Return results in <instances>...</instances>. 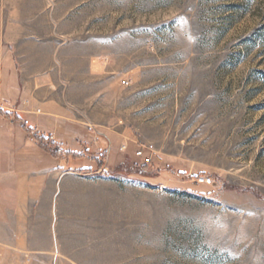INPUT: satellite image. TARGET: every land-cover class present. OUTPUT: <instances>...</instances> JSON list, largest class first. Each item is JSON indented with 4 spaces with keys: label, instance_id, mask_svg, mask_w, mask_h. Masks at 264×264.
Returning <instances> with one entry per match:
<instances>
[{
    "label": "rangeland",
    "instance_id": "rangeland-1",
    "mask_svg": "<svg viewBox=\"0 0 264 264\" xmlns=\"http://www.w3.org/2000/svg\"><path fill=\"white\" fill-rule=\"evenodd\" d=\"M2 45L17 75L76 84L127 129L64 163L22 126L26 154L66 171L20 213L51 240L36 264H264V0H0Z\"/></svg>",
    "mask_w": 264,
    "mask_h": 264
},
{
    "label": "crops",
    "instance_id": "crops-1",
    "mask_svg": "<svg viewBox=\"0 0 264 264\" xmlns=\"http://www.w3.org/2000/svg\"><path fill=\"white\" fill-rule=\"evenodd\" d=\"M3 48L2 45L0 49L4 51ZM12 60L7 51L0 61V90L9 101L8 109L0 111V196L10 195L9 189L12 188L16 190L19 203L15 210L18 214L11 223L5 220L3 214L8 211V206L0 204V264H4L9 247L31 253L29 258L36 264L38 253H42V245L50 244L51 240L44 239L42 228L33 215L20 213L36 211L35 204L29 203V197L39 194V175L41 177L44 171L53 169L55 176L59 177L66 171L50 156L26 154L27 135L22 122L36 132L50 135L56 143L72 151L87 145L91 131L101 132L97 127L110 128L114 123L115 138L123 136L127 129H122L121 113L118 121L116 113L115 119L112 114L100 113L98 104L91 103L92 98L86 91L76 92V84H66L65 91H60L53 73L49 77H21L17 75ZM5 117L16 119L13 130ZM16 135L23 141L20 138L16 140ZM104 136L100 139L107 144V135ZM12 146L16 149L15 154H9Z\"/></svg>",
    "mask_w": 264,
    "mask_h": 264
},
{
    "label": "trees",
    "instance_id": "trees-1",
    "mask_svg": "<svg viewBox=\"0 0 264 264\" xmlns=\"http://www.w3.org/2000/svg\"><path fill=\"white\" fill-rule=\"evenodd\" d=\"M23 127H26L28 132L33 133L34 129L28 127L25 123H22ZM35 139L40 144L42 148L52 153V155L57 158L63 160L64 163H69L71 160L75 158H81L82 155L73 151L65 150L62 146L54 143L52 141V137L45 133H37L34 134ZM68 171H72V169H68Z\"/></svg>",
    "mask_w": 264,
    "mask_h": 264
},
{
    "label": "built area",
    "instance_id": "built-area-1",
    "mask_svg": "<svg viewBox=\"0 0 264 264\" xmlns=\"http://www.w3.org/2000/svg\"><path fill=\"white\" fill-rule=\"evenodd\" d=\"M9 107V101L2 95L0 91V111L6 110ZM152 148V147H148ZM140 155H142V151H139ZM199 182L205 183V184H211L212 183V178L211 177H201L198 179Z\"/></svg>",
    "mask_w": 264,
    "mask_h": 264
}]
</instances>
